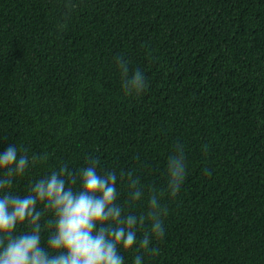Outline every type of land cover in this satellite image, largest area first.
Returning <instances> with one entry per match:
<instances>
[{
	"label": "trees",
	"instance_id": "trees-1",
	"mask_svg": "<svg viewBox=\"0 0 264 264\" xmlns=\"http://www.w3.org/2000/svg\"><path fill=\"white\" fill-rule=\"evenodd\" d=\"M117 56L145 73L142 94L123 93ZM178 142L188 171L170 196ZM9 145L48 154L14 178V195L88 157L116 171L132 212L161 193L165 235L146 264H264V0H0V151ZM129 171L144 186L135 207Z\"/></svg>",
	"mask_w": 264,
	"mask_h": 264
},
{
	"label": "clouds",
	"instance_id": "clouds-1",
	"mask_svg": "<svg viewBox=\"0 0 264 264\" xmlns=\"http://www.w3.org/2000/svg\"><path fill=\"white\" fill-rule=\"evenodd\" d=\"M114 63L123 93L142 94L148 87L145 73L130 71L122 56L114 57ZM47 159V153L29 156L17 145L0 151V264H126L125 253L131 254L130 264H146L159 254L154 242L164 237L169 214L162 194L149 192L139 214L126 209L119 203L116 171L104 169L97 158L88 157L76 174L61 163L30 183L26 194H12L14 178ZM166 170L168 193L175 196L188 171L182 143L168 155ZM120 179L128 203L135 207L145 199L139 177L129 171L121 172Z\"/></svg>",
	"mask_w": 264,
	"mask_h": 264
}]
</instances>
